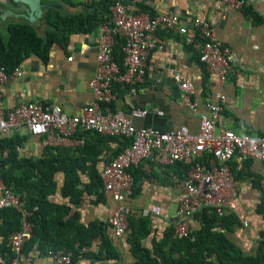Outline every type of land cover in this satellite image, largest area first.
I'll use <instances>...</instances> for the list:
<instances>
[{"label": "crops", "instance_id": "crops-1", "mask_svg": "<svg viewBox=\"0 0 264 264\" xmlns=\"http://www.w3.org/2000/svg\"><path fill=\"white\" fill-rule=\"evenodd\" d=\"M3 1L0 0V7ZM92 3L91 0H41L43 14L33 25L37 33L44 36L49 27L43 16L49 8L61 14L76 15L89 12L84 6ZM136 7L140 13L151 16L176 15L181 24L187 26L188 33L183 36L176 31H158V48L148 56L144 83L133 90L131 87L122 89L118 86V97L112 103V108L126 114H129L130 107L146 111L143 118L133 119L136 128H149L160 133L183 130L195 135L199 132L200 116L209 114L207 104L217 103L215 97L221 92L232 103V108L222 112L215 133L230 130L239 134L264 135V0H245V6L238 10L226 9L221 0H138ZM248 8L256 14L257 19L248 14ZM197 18L214 24L218 40L237 58L222 90L218 89L216 76L210 74L199 61L201 41L189 24L190 20ZM17 21L25 20L14 18L7 10H0V27L4 37L6 26ZM98 36L99 26L89 33L72 32L67 35V45L55 43L46 59L37 56L25 59L17 66L22 77H10L1 86V107L11 109L21 100H40L61 107L70 116H80L83 109L93 102L87 85L96 67ZM174 73L192 84L196 113L190 111L181 100L172 80ZM127 94L128 99L125 97ZM5 140L16 142L18 160L44 158L46 147L43 138L32 136L25 128L0 136V151ZM97 145L101 150L97 168L101 171L124 143L114 138H102ZM77 147L65 148L69 149L72 158H84L74 152ZM230 167L236 183V207L233 211H225L224 215L231 216L229 221L212 231L220 232L243 257H254L258 254L260 244L264 243V200L260 191V181L264 179V162L244 160L236 154L231 159ZM14 173L20 175L21 171L16 170ZM78 174L79 188L83 189L90 178L85 171H79ZM131 174L135 186L125 206L130 209L132 221H145L147 234L141 238L140 248L147 250L150 258H153V250L164 239L176 211L179 183L185 177L186 167L179 163L160 166L146 160L139 167L132 168ZM55 183L56 190L49 201L67 205L68 201L60 193L62 173H57ZM94 198L95 194L85 196L79 204L71 206V213L77 211L78 214L74 228L78 227L83 232L93 226H103L117 257L109 260L78 258L74 264H136L139 259L132 252L128 240L132 231L128 229L124 235L116 237L112 228L106 227L116 209L111 194H103L104 201L100 203H96ZM151 206L159 207L160 214L143 217L142 210ZM202 220L200 213L188 220L191 232L198 233L201 230L204 226ZM67 235L69 239L73 237L72 233ZM163 250L168 252L169 247L165 246ZM201 253L210 263L220 264L216 255H207L204 251ZM18 264H52V261L48 256H39L33 250L28 256H19Z\"/></svg>", "mask_w": 264, "mask_h": 264}, {"label": "built area", "instance_id": "built-area-1", "mask_svg": "<svg viewBox=\"0 0 264 264\" xmlns=\"http://www.w3.org/2000/svg\"><path fill=\"white\" fill-rule=\"evenodd\" d=\"M101 0H91L100 2ZM138 0H115L109 9L108 21L99 26L96 40V67L88 82L93 102L83 109L80 116H70L57 105L46 104L40 100H21L11 109H3L0 104V136L25 128L32 136L42 137L45 147L80 146L86 132L97 133L125 142L126 144L107 162L100 173L104 194H111L116 209L109 218L116 237L124 235L128 228L130 209L125 206L133 192L135 181L131 169L139 167L146 160L160 166L183 164L186 174L179 183L180 194L173 217L170 220L173 238L189 236L188 220L205 209H211L218 217L225 211L236 207V183L230 162L234 155L244 160L264 162V135L239 134L230 130H219L217 122L227 109L232 108L227 98L219 92L217 103H208V115L200 116L199 132L195 135L183 130L160 133L149 128H136L134 118H143L146 111L130 107L129 114L114 110L112 103L117 99L116 88L122 89L143 84L146 75V62L152 51L158 48L157 32L176 31L180 35L188 33L187 26L181 24L174 14L151 16L137 10ZM226 9L238 10L245 6V0H221ZM189 24L200 38L199 61L206 70L216 76L217 86L222 90L233 71L237 58L218 40L214 24L204 19H192ZM118 47L121 61L114 56ZM16 67L7 74L0 64L1 86L10 77H22ZM172 80L186 107L196 113L193 101L194 89L189 81L178 73ZM129 94L125 97L128 99ZM8 150L2 152L6 158ZM260 191L264 200V179L260 181ZM20 195L12 188L0 186V213L6 208L21 210ZM143 217L158 216L160 208L151 206L141 212ZM31 224L22 211L19 230L7 239L14 254L12 264H18L22 245L31 237ZM100 244L98 238L82 252H91ZM52 264H71L72 252L64 250L49 251Z\"/></svg>", "mask_w": 264, "mask_h": 264}, {"label": "trees", "instance_id": "trees-1", "mask_svg": "<svg viewBox=\"0 0 264 264\" xmlns=\"http://www.w3.org/2000/svg\"><path fill=\"white\" fill-rule=\"evenodd\" d=\"M114 1L93 2L84 6L89 12L76 15L61 14L49 8L43 16L44 22L49 27L44 36H40L34 25L27 21L9 23L6 26L5 37L0 27V64L6 73L10 74L31 56L46 59L52 45L55 43L67 45L69 33H89L106 23L109 19L108 7ZM248 14L253 19H257L251 8H248ZM114 56L118 62L121 61L118 47L114 50ZM81 136L84 141L74 152H78L84 158H72L67 148L46 147L42 159L18 160L15 151L16 142L12 140L3 142L0 155L5 149L8 150V155L4 159L0 158V181L3 186L12 188L20 195L21 210L6 208L0 213V264H12L14 254L10 250L7 239L13 232L19 230L22 211L26 213L32 228L31 237L22 245L19 256H28L33 250L39 256H48L49 251H71V264H74L78 258L109 260L117 257L103 226H93L83 232L78 227L74 228L78 214H76L77 211L71 213V206L79 204L85 196L90 197L93 194H95L96 203L104 201L101 171L97 168V159L101 150L97 144H100L102 138L113 139L93 132H86ZM87 163L90 165L88 166ZM16 170H20L21 174H15ZM79 171H85L90 178L83 189L79 188ZM57 173L63 174L60 193L68 201L67 205H57L49 201L56 190ZM209 210L211 209H205L200 213L204 225L201 230L198 233L190 230L186 238H173L170 223L164 239L155 246L154 255L151 253L153 258H150L147 250L140 248V240L147 234L145 221L134 222L129 217L127 230L130 229L132 233L128 240L132 246V252L139 259L136 264H213L206 260L201 253L203 251L207 255H216L220 264H264V243L260 244L256 256L243 257L241 252L220 232L212 231L213 228L223 227L231 216L218 217L213 210L211 212ZM108 226L111 228L110 225H106ZM67 233H72L73 237L69 239ZM96 238L100 240L98 247L92 252H82V248L90 246ZM165 246L169 247L168 252L163 250ZM174 255L178 256L173 258Z\"/></svg>", "mask_w": 264, "mask_h": 264}, {"label": "water", "instance_id": "water-1", "mask_svg": "<svg viewBox=\"0 0 264 264\" xmlns=\"http://www.w3.org/2000/svg\"><path fill=\"white\" fill-rule=\"evenodd\" d=\"M0 10H7L14 18H22L31 24L43 14L41 0H4Z\"/></svg>", "mask_w": 264, "mask_h": 264}]
</instances>
